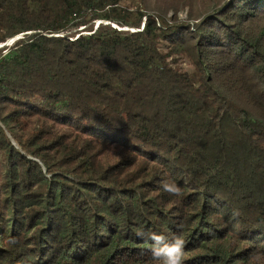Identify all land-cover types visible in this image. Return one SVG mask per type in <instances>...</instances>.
<instances>
[{
    "label": "trees",
    "instance_id": "16d2710c",
    "mask_svg": "<svg viewBox=\"0 0 264 264\" xmlns=\"http://www.w3.org/2000/svg\"><path fill=\"white\" fill-rule=\"evenodd\" d=\"M0 46V264H264V0H0Z\"/></svg>",
    "mask_w": 264,
    "mask_h": 264
},
{
    "label": "clouds",
    "instance_id": "9594fccd",
    "mask_svg": "<svg viewBox=\"0 0 264 264\" xmlns=\"http://www.w3.org/2000/svg\"><path fill=\"white\" fill-rule=\"evenodd\" d=\"M163 188L164 191L172 195H179L181 191L174 182H165ZM137 235L142 238L147 235V239L151 241L149 249L151 257L157 264H184L186 241L182 237L176 236L169 243L165 235L157 233L145 234L143 232L137 233Z\"/></svg>",
    "mask_w": 264,
    "mask_h": 264
},
{
    "label": "rangeland",
    "instance_id": "374dc122",
    "mask_svg": "<svg viewBox=\"0 0 264 264\" xmlns=\"http://www.w3.org/2000/svg\"><path fill=\"white\" fill-rule=\"evenodd\" d=\"M179 18H180L181 20H184V19H185V13H181V14L179 15ZM179 63H180V65H181V67H182L183 69H188V64H187V62H186L185 60H179Z\"/></svg>",
    "mask_w": 264,
    "mask_h": 264
},
{
    "label": "water",
    "instance_id": "95a60500",
    "mask_svg": "<svg viewBox=\"0 0 264 264\" xmlns=\"http://www.w3.org/2000/svg\"><path fill=\"white\" fill-rule=\"evenodd\" d=\"M17 39V38H16ZM0 47H2V46H0Z\"/></svg>",
    "mask_w": 264,
    "mask_h": 264
}]
</instances>
